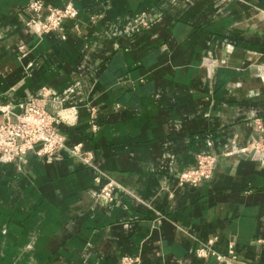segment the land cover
<instances>
[{
	"label": "crops",
	"instance_id": "crops-1",
	"mask_svg": "<svg viewBox=\"0 0 264 264\" xmlns=\"http://www.w3.org/2000/svg\"><path fill=\"white\" fill-rule=\"evenodd\" d=\"M32 1L0 0V105L83 152L0 160V264H264V0H42L80 10L46 34Z\"/></svg>",
	"mask_w": 264,
	"mask_h": 264
},
{
	"label": "built area",
	"instance_id": "built-area-1",
	"mask_svg": "<svg viewBox=\"0 0 264 264\" xmlns=\"http://www.w3.org/2000/svg\"><path fill=\"white\" fill-rule=\"evenodd\" d=\"M28 9L31 18L28 25L39 34L52 31H62L63 23L67 19H73L78 25L80 10L69 2L64 7H47L42 0H33ZM62 38H66L62 34ZM21 50H26L22 45ZM21 112L16 113L10 104L0 105L2 119L0 120V160H18L34 151V147L42 144L39 155H54L62 149H69L77 155L83 152L81 143L69 148L67 138L56 128L57 124L64 120L61 114H52L47 109L41 98L30 97L20 104ZM87 157L92 158L90 153ZM217 157L215 155H200L195 165L189 167L180 176L181 183L199 184L204 179L212 176ZM105 193H112L109 186L104 188ZM112 199V195H109ZM211 248L204 246L198 249L200 256H206ZM233 252V251H232ZM222 258V256H219Z\"/></svg>",
	"mask_w": 264,
	"mask_h": 264
},
{
	"label": "water",
	"instance_id": "water-1",
	"mask_svg": "<svg viewBox=\"0 0 264 264\" xmlns=\"http://www.w3.org/2000/svg\"><path fill=\"white\" fill-rule=\"evenodd\" d=\"M41 146H42L41 143H39L38 145H36V146L34 147V151H38V150L41 148Z\"/></svg>",
	"mask_w": 264,
	"mask_h": 264
}]
</instances>
